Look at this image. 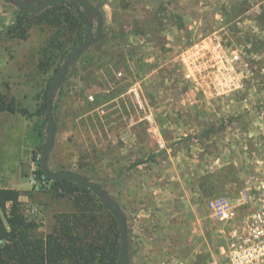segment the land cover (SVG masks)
<instances>
[{"label": "rangeland", "instance_id": "374dc122", "mask_svg": "<svg viewBox=\"0 0 264 264\" xmlns=\"http://www.w3.org/2000/svg\"><path fill=\"white\" fill-rule=\"evenodd\" d=\"M89 1L104 2L100 39L52 91L64 168L100 186L129 217L130 264L146 261L136 236L152 219L160 230L178 220L189 243L183 264H230L227 227L206 202L237 196L264 155V0ZM79 10L96 38L91 13ZM16 12L14 1L0 0V93L35 112L72 36L33 16L27 38L15 37L7 28ZM14 117L15 125L26 119Z\"/></svg>", "mask_w": 264, "mask_h": 264}, {"label": "trees", "instance_id": "16d2710c", "mask_svg": "<svg viewBox=\"0 0 264 264\" xmlns=\"http://www.w3.org/2000/svg\"><path fill=\"white\" fill-rule=\"evenodd\" d=\"M86 1L92 7L93 22L97 23L98 29L100 26L103 27L104 2ZM33 16L54 27L66 26L71 32L72 38L69 40L71 44L68 48L62 49L61 64L72 50L86 41L88 27L85 26L86 18L79 10V3L59 0L50 3L46 9L38 13L20 10L14 14L12 24L7 31L15 37L26 39L29 21ZM61 64L57 67L56 74L59 73ZM40 67L46 69L47 62L42 61ZM53 79L54 77L51 82ZM50 84L45 91L43 103L35 112L16 104L15 100H8L0 93V114H21L26 119H37L34 130L38 133L41 143L34 157L36 176L44 174L41 154L47 139L46 106ZM58 88L61 90V97L63 83H60ZM59 103L60 100L52 103V115H55ZM52 170L58 172L56 169ZM123 180L124 177H121L114 182ZM48 182V192L54 197H70L76 212L71 215H55L52 230L45 233L40 230L42 223L36 217L30 218L27 214L23 203L19 200L21 192L0 187V264H122L121 226L108 206L89 188L76 180L48 178ZM119 216L125 225L130 248V219L121 211ZM129 258L131 259L130 253Z\"/></svg>", "mask_w": 264, "mask_h": 264}, {"label": "crops", "instance_id": "0c3cea01", "mask_svg": "<svg viewBox=\"0 0 264 264\" xmlns=\"http://www.w3.org/2000/svg\"><path fill=\"white\" fill-rule=\"evenodd\" d=\"M4 115L6 116L4 117ZM14 116L16 114H0V164L3 162L6 164V168L8 167L6 180L5 182L0 180V187L20 191L19 200L23 203L27 214L31 215L30 211H34L33 214L37 213L42 223L40 230L47 233L53 228L55 215H71L76 212V208L70 197H54L49 192L34 188L32 185V176L36 168L34 157L41 139L34 130V126H31L27 119H24L23 122L20 120V124H18L20 126L15 125L16 118ZM6 119L10 121L6 122ZM20 119L22 118L20 117ZM4 123L8 129L3 132L1 129H4ZM1 133L4 134L1 136ZM53 153L54 157L52 156ZM64 158L65 154L62 153L61 147L58 145L55 129V143L49 156L50 168L58 171H69V167L64 168L66 161ZM9 206L10 204H8ZM151 221V227L145 225L144 230L141 227L139 236H136L140 238L138 246L146 257L145 263L139 264H171L168 262L170 257L176 258V262L172 264L185 263L184 256L189 243L186 237L183 239V230L178 224V220L176 222L169 220V227H166V230L157 228V224H160L161 221L154 222L153 219ZM149 244L154 246L151 247ZM174 248H177L178 251H174ZM153 257H161L162 259L155 263ZM177 259L179 260L177 261Z\"/></svg>", "mask_w": 264, "mask_h": 264}, {"label": "built area", "instance_id": "2783aa9c", "mask_svg": "<svg viewBox=\"0 0 264 264\" xmlns=\"http://www.w3.org/2000/svg\"><path fill=\"white\" fill-rule=\"evenodd\" d=\"M261 157L255 173L242 179L237 196H218L206 202L211 217L227 227L225 241L230 264H264V155ZM32 185L48 192V177L34 174Z\"/></svg>", "mask_w": 264, "mask_h": 264}, {"label": "water", "instance_id": "95a60500", "mask_svg": "<svg viewBox=\"0 0 264 264\" xmlns=\"http://www.w3.org/2000/svg\"><path fill=\"white\" fill-rule=\"evenodd\" d=\"M11 1H14L20 7V10H30V11L36 12L48 6L50 3H53L59 0H45L44 2L39 3L36 7L30 6L27 2H23L22 0H11ZM66 1H73V2L79 3V6L83 7L85 14H88L89 12L91 13L92 11L91 5L86 0H66ZM101 29H102V26L99 27V31L97 33L96 38H92L90 34L91 25L90 23L88 24L89 36L87 40L83 44H81L72 54L68 56L59 75L55 78V80L52 82V84L49 87L47 106H46V114H47V119H48V131H47L46 144L41 154V167H42L43 173L49 179L51 180H63V179L76 180L77 182H80L81 184L89 188L94 194H96L100 199H102L105 203L108 204L109 210L113 212L114 215L118 218V221L120 222V226H121V240H122V247H123L122 264H130L127 231H126L124 223L122 222V219L119 216V212H120L119 205L114 203L112 199L104 192V190L100 186L94 185L92 182L85 179L83 176L79 175L78 173L68 171V170L55 172L50 168V165H49L50 152L55 143V122H54V118L52 115V109H51L52 91L56 87V85L64 78V76L66 75L74 59L80 53H82L91 43L98 41L100 39Z\"/></svg>", "mask_w": 264, "mask_h": 264}]
</instances>
